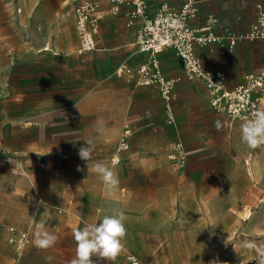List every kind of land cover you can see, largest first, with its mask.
I'll return each mask as SVG.
<instances>
[{"label":"crops","instance_id":"crops-1","mask_svg":"<svg viewBox=\"0 0 264 264\" xmlns=\"http://www.w3.org/2000/svg\"><path fill=\"white\" fill-rule=\"evenodd\" d=\"M79 1L19 2V11L24 9L26 13L25 49L14 53L10 66L17 106L10 114L13 122L21 125L23 144L13 146L7 140L12 132H6V138L1 133L0 152L31 156L39 160V169L44 172L49 171L50 160L56 158L60 164L55 179L41 172L33 173L29 184L26 182L29 191L25 198L37 209L30 210L25 217L47 220L50 207L59 208L71 197L75 200L88 194L108 198V189L97 174L95 180L73 179L72 184L66 181L61 169L66 161L77 170H81L83 163L92 172L96 162L121 172L164 171L171 164L176 186L195 200L200 195L201 202L208 199L210 173L215 172L216 183L211 188L216 193V188L229 180L234 158L245 160L248 174L255 181L260 163L254 156L256 148L241 140L244 121L231 120L212 105L206 80L189 78L182 58L172 47L155 55L139 51L135 42L141 20L130 22L126 13L131 6L110 0H91L96 3L94 16L98 21L96 47L81 51L75 13ZM146 2L153 15L163 3L180 10L185 0ZM199 8L198 15L190 21L192 26L201 27L210 16H215L219 20L217 34L232 31L245 35L234 49L219 42L195 46L204 70L220 74L225 88L233 90L246 74L264 66V38L249 36L264 11V0H199ZM152 58L158 60L162 75L174 81L169 101L157 85H138L135 79L116 72L121 65L137 67ZM99 120L104 121L103 134L96 131ZM126 128L130 130L125 138L128 148H123L120 142ZM88 141L94 145L91 159L82 162L79 149ZM178 143L183 146V150L176 151L184 157L183 166L181 161L169 157ZM6 183L10 182L0 186H12ZM48 186L56 189H43ZM70 186L74 188L73 196L65 190ZM7 191L10 190L3 193ZM16 228L34 235L32 225ZM44 228L47 230V226ZM6 232L9 234L8 229ZM35 238L24 254L18 252V258L11 255L15 248L11 243L1 247L4 249L0 251V264H68L65 260L54 261L49 252L37 251Z\"/></svg>","mask_w":264,"mask_h":264},{"label":"rangeland","instance_id":"rangeland-1","mask_svg":"<svg viewBox=\"0 0 264 264\" xmlns=\"http://www.w3.org/2000/svg\"><path fill=\"white\" fill-rule=\"evenodd\" d=\"M19 2L0 0V138L1 133L6 138V132H12L7 140L13 146L23 144L21 125L14 123L10 114V110L17 108L10 66L14 53L25 49L26 13L24 9L19 11L22 7ZM26 134L32 136L31 132ZM254 156L260 158L255 181L248 174L245 160L234 158L229 180L216 188V193L211 188L216 183L215 172L210 173L208 199L204 202L200 201V195L195 200L176 186L174 170L169 164L164 171H115L119 186L114 192L108 191V198L88 194L75 200L71 197L59 208L50 207L47 220H29L25 215L37 206L25 198L29 191L27 183L33 173L43 172L55 179L60 164L54 158L50 160L49 171L44 172L39 169V160L31 156L17 153L8 156L0 152V185L12 184L0 186V248L9 242L6 230L10 226L23 229L32 225L33 240L37 226L43 224L57 236V243L46 250H36L49 252L54 261H70L76 253L74 232L77 229L98 223L104 214L123 211L127 217V235L122 250L114 261L94 256V264H134L133 256L138 264H260L264 254L261 247L264 246V146L257 147ZM88 161L82 159V162ZM61 169L70 184L73 179L98 178L83 163L81 170H77L73 163L66 161ZM46 188L56 189L55 186L43 189ZM66 189L73 196L74 188ZM4 190L10 191L4 194ZM248 243L257 247L249 248ZM11 255L19 257L16 248L11 250Z\"/></svg>","mask_w":264,"mask_h":264},{"label":"built area","instance_id":"built-area-1","mask_svg":"<svg viewBox=\"0 0 264 264\" xmlns=\"http://www.w3.org/2000/svg\"><path fill=\"white\" fill-rule=\"evenodd\" d=\"M110 1L131 6L126 13L130 22L141 20L142 25L135 42L139 51L155 55L167 47L174 48L182 58L187 76L204 78L212 95V105L225 112L231 120L240 119L245 122L252 118V113L264 110V66L255 72L246 74L244 81L233 90L225 88L223 77L220 74L206 71L202 67L201 59L195 51L196 45L219 42L234 49L237 41L245 35H238L232 31H227L225 35L217 34L215 29L219 25V20L215 16H210L201 27L192 26L190 21L198 15L200 10L199 0H185L180 10H175L168 3H163L153 15L148 11L146 0ZM95 11L96 3L91 0H81L75 6L81 51L96 47L95 34L98 21L94 16ZM249 36L253 39L264 38V11L260 12ZM116 72L119 76L127 75L135 79L138 85H157L164 99L169 101L172 98L174 81L162 75L156 58L137 67L121 65ZM129 133L128 128L123 132L124 138L121 142L123 148H128L125 138ZM173 149L174 152L169 155L170 159L181 161L183 166L184 157L176 152L183 150L182 144H176ZM8 233L9 243L14 244L20 254L26 246L32 243V235L29 231L18 230L10 226ZM131 260L134 264L139 263L134 256Z\"/></svg>","mask_w":264,"mask_h":264},{"label":"clouds","instance_id":"clouds-1","mask_svg":"<svg viewBox=\"0 0 264 264\" xmlns=\"http://www.w3.org/2000/svg\"><path fill=\"white\" fill-rule=\"evenodd\" d=\"M219 129V122H217ZM96 131L105 133L104 121H97ZM241 140L250 148L264 146V110L252 113V118L242 123L240 128ZM94 145L91 141L79 149L81 159L88 161ZM93 171L109 192H114L119 186L118 174L107 167L104 163L96 162ZM127 217L123 211H113L104 214L98 223L88 224L82 229L74 232L76 242L75 257L68 264H94L92 257L98 256L101 259L114 261L123 248V241L127 235ZM35 246L46 250L57 243V236L44 228L43 224L37 226L35 234ZM249 248H256L254 243L246 244ZM264 248V246H261ZM50 259V258H49ZM260 264H264V254Z\"/></svg>","mask_w":264,"mask_h":264},{"label":"bare ground","instance_id":"bare-ground-1","mask_svg":"<svg viewBox=\"0 0 264 264\" xmlns=\"http://www.w3.org/2000/svg\"><path fill=\"white\" fill-rule=\"evenodd\" d=\"M46 46H47V45H46ZM256 159H257V158H256ZM259 161H260V158H259ZM259 161H258V162H259ZM255 173H256V172H255ZM253 174H254V171H253Z\"/></svg>","mask_w":264,"mask_h":264}]
</instances>
